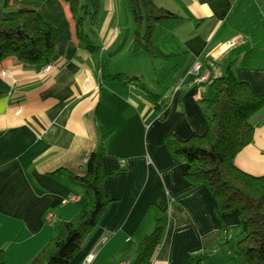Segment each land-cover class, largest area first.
<instances>
[{
  "label": "crops",
  "instance_id": "1",
  "mask_svg": "<svg viewBox=\"0 0 264 264\" xmlns=\"http://www.w3.org/2000/svg\"><path fill=\"white\" fill-rule=\"evenodd\" d=\"M155 1L180 16L159 27L181 50L171 59L167 78L174 90L167 92L163 110L145 95L146 73L132 82L104 76L103 57L111 73L134 76L128 75L134 70L111 64L130 51L134 32L126 16L124 24L115 23L122 0H102L98 25L86 26L95 48L78 36L64 0H10L16 8L37 10L55 26L56 52L49 63L9 58L0 65V248L8 264H29L56 234L55 223L72 219L86 205L83 189L56 172L84 175L88 154L102 140L109 204L73 264L99 242L92 264L128 262L154 227L155 204L168 210L170 222L151 264H185L202 252L208 255L199 264H243L230 246L220 245L241 233L239 211H219L208 187L186 177V162L173 154L170 139L206 132L202 100L214 96L213 81L226 75L237 52L235 76L264 93V12L257 0ZM197 62L205 80L192 71ZM251 122L254 139L235 164L260 176L264 107Z\"/></svg>",
  "mask_w": 264,
  "mask_h": 264
},
{
  "label": "trees",
  "instance_id": "2",
  "mask_svg": "<svg viewBox=\"0 0 264 264\" xmlns=\"http://www.w3.org/2000/svg\"><path fill=\"white\" fill-rule=\"evenodd\" d=\"M64 1L70 4L80 39L90 48L97 47L86 26L98 25L102 0ZM257 1L264 12V0ZM128 2L135 21L130 43L132 52L169 60L181 54L173 44L168 51L163 50L155 37L157 26L180 18L178 14L155 0ZM55 34V26L37 10L16 8L10 0H0V65L9 58L30 64L49 63L56 52ZM239 55L237 52L228 60L226 75L213 81L214 96L202 100L208 122L206 132L186 139L171 138L170 144L173 154L186 162V177L208 187L219 211H239L241 233L235 239H225L220 245L230 246L243 264H264V175H252L235 164L236 155L254 139L251 117L264 107V93H257L248 82L235 76L232 68ZM101 63L105 77L125 78L129 82L137 78L111 73L106 57ZM165 83L168 86L160 93L151 92V88L142 83L145 95L158 110L168 105L167 92L174 90L171 83ZM105 156L102 140L88 154L84 175L67 169L57 170L56 174L64 177L71 186L83 189L87 203L72 219L55 223L56 234L29 264H68L81 250L85 238L98 226L109 204L104 188L107 177ZM152 212V231L138 242L133 256L124 264H151L156 250L163 243L170 215L166 208L156 204ZM207 255L208 252L197 253L185 264H199ZM0 264H8L6 252L1 248Z\"/></svg>",
  "mask_w": 264,
  "mask_h": 264
},
{
  "label": "rangeland",
  "instance_id": "3",
  "mask_svg": "<svg viewBox=\"0 0 264 264\" xmlns=\"http://www.w3.org/2000/svg\"><path fill=\"white\" fill-rule=\"evenodd\" d=\"M119 8H120V17L119 19L118 17H116L115 23L118 22V23L124 24L126 21V18H125L126 16L128 17L131 27L133 26V28H135V21H134V17L132 13L130 12L128 0H122ZM159 27H160V24L156 28V33H155L156 41L163 50L168 51L170 45L173 43L171 41L169 42V40L166 39V36L164 35L165 32L160 33ZM86 30H87V27H86ZM172 63L173 61L169 59H163L161 57H152L147 53L132 52L131 50L125 51L123 54L118 56V58L114 59L111 62L112 66L116 68V70H119V71L134 70V71H130L129 73L131 74H128V75L133 74L135 77L139 78L140 80L142 79V77L140 76V74H142L141 72L146 73V78L144 79L145 81L143 82H145L151 88V92L153 93L163 92L165 88L168 86V84H166L165 82L170 83L168 81L167 75L171 67L170 64ZM78 253L74 256V258L68 264H73L76 262L77 260L76 257Z\"/></svg>",
  "mask_w": 264,
  "mask_h": 264
},
{
  "label": "built area",
  "instance_id": "4",
  "mask_svg": "<svg viewBox=\"0 0 264 264\" xmlns=\"http://www.w3.org/2000/svg\"><path fill=\"white\" fill-rule=\"evenodd\" d=\"M201 67H202L201 63L197 62V63H195V65L193 66V69H192L193 73H195L196 76H197V80H205L207 78V74H201L200 73ZM51 69H52V65L51 64H49V65H47L45 67V71L46 72L50 71ZM131 86L133 88L137 87V85L135 83H131ZM126 163H127V159H125V158L120 159L121 166H125ZM71 199L72 200H76L77 197L75 195H70V200ZM53 215H54V212L51 211V212L48 213L47 218L51 219L53 217ZM103 239H106V237H103ZM99 244H100V242L96 246H94L90 251H88L83 256V258L81 259L79 264H92L93 261L95 260L96 256H97V247H98Z\"/></svg>",
  "mask_w": 264,
  "mask_h": 264
}]
</instances>
